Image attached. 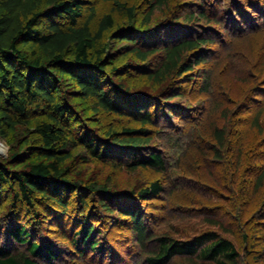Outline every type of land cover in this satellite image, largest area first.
<instances>
[{"label":"trees","instance_id":"obj_1","mask_svg":"<svg viewBox=\"0 0 264 264\" xmlns=\"http://www.w3.org/2000/svg\"><path fill=\"white\" fill-rule=\"evenodd\" d=\"M88 2L0 0V134L7 136L9 130L25 124L35 111L45 114V118L37 120L34 126L40 137L38 142H30L27 147L30 154H37L38 159L28 161L20 169L14 167L25 162L26 153L17 151L8 161L0 160V204L4 188L7 186L14 190L4 216L0 205V264H65L55 237L45 228L47 220L50 221L46 216L49 213L41 214L38 206L43 202L63 209L64 212L58 216L57 211H51L49 215L53 224L55 214L61 219L68 212L73 196L82 208L94 205L91 209L99 211V218L125 219L117 224L125 222L134 233L133 242L139 258L137 264H264V234L258 235L256 228L264 221V154H257V147H264V98L260 100L248 127L246 120H241L240 113H235L237 103L232 99L229 104L221 101L215 105L213 113L219 112L220 115L210 124L209 119L204 123L186 116L188 114L181 118L179 112L164 109L162 104L169 105L172 98L132 95L123 80L109 76L105 32L113 31L120 38L129 40L135 45L133 53L141 61L158 59L148 71L155 85L198 71L199 66L207 61L206 51L215 41L212 36L192 37L183 32L177 40L160 39L162 46L157 45V41L142 45L138 33L136 35L133 29L132 33H127L122 27L117 28L110 14L102 18L99 29L94 31L90 22L80 23L82 8ZM143 2L147 3V8L142 25L149 28L157 11L167 12L166 21L178 25L181 20V29L214 20L205 11H190L182 15L170 0ZM246 3V10L260 11L264 16V8L259 1ZM115 4L120 12L135 17L136 6L128 8L120 0H115ZM241 14L243 21H248L249 31L238 39L251 41L252 36L263 33L264 24L252 22L248 19L250 16ZM161 22L166 24L165 19ZM243 24L237 20L232 24L233 29L240 33ZM259 45V42L245 45L255 69L252 80H247L252 85H259L264 79V58L257 53ZM26 46L30 49L24 48ZM65 74L77 86L82 98L94 100L97 111L119 115L128 113L135 116L139 124L133 128L125 127L121 132L111 130L108 138L99 136L88 126L78 134L68 125L75 109L71 91L63 90L61 85L60 76ZM205 77L204 91L214 93L212 70ZM256 87L253 93L256 95L258 92L259 95L263 90ZM171 94L179 96L174 88ZM131 96L134 104L126 110L122 101ZM238 109L243 112V105H238ZM174 117H179L184 123L174 124ZM166 128L173 129L175 135L164 130ZM79 144L87 147L94 157L102 160L114 157V161L121 158L131 172L151 168L163 179L121 192L97 180L71 177L72 150ZM214 169L223 170L220 180L214 176ZM254 171L257 173L252 176ZM180 179L194 183L195 189L180 187L177 183ZM208 187H212L213 191H208L213 197L203 194ZM219 191L229 195L222 196ZM258 192L262 195L260 202L259 195L256 197ZM176 193L182 194L185 202L178 203L186 208L178 212L189 217L196 216L195 212H198L201 228L193 227L192 232H185L178 228L182 225L175 224L178 216H171L163 232L151 229L147 219L152 214L147 212L146 202L163 195L159 199L175 204ZM213 202L214 205L220 202L219 207L209 208V203ZM133 204L139 207H132ZM20 205L28 206V214L32 215L34 222L29 218L28 222L22 220ZM214 210L215 213L212 212ZM82 215L80 227L71 239L80 257L85 254V248L91 252L103 251L107 247L105 239L109 232L98 227L95 212L86 211ZM60 219L57 220L62 224ZM232 226H237L238 238L230 229ZM102 235L106 237L101 238Z\"/></svg>","mask_w":264,"mask_h":264},{"label":"rangeland","instance_id":"obj_2","mask_svg":"<svg viewBox=\"0 0 264 264\" xmlns=\"http://www.w3.org/2000/svg\"><path fill=\"white\" fill-rule=\"evenodd\" d=\"M88 1L89 2L82 8V17H80L81 24L90 22L93 30L97 31L102 18L105 15L110 14L115 19L117 28L122 27L127 33H132L133 31L131 29H133L134 32H136V35L138 33L141 38V43H143L142 45L151 44V42L157 41V45L162 46L163 41H165L163 38L166 37L170 40H177V37L182 35L183 32L192 37L205 35L208 37L212 36L215 43L212 44L208 52L206 51L207 61L199 66L200 69L198 71L186 74L180 78L175 77L165 84L155 85L150 79L148 71L151 70L152 65L156 63L158 59L151 58L147 62L141 61L138 56L133 53L135 45H132L129 40L120 38L118 33L107 31L104 34V45L106 51L105 59L108 62L107 71L111 79H116L118 81L123 80L130 88L132 95H159L165 98H172L170 99V102H168L169 105L162 104V107L166 110L169 108L175 110L177 113L179 112L181 118L188 114L186 116H191L196 120H202L204 123L205 119H209L208 123L211 124L216 119L218 120L220 115L219 112L216 114L215 112L213 113L215 105L221 101V103L224 102L229 104L228 101L232 99L235 104L237 103L235 113H240L239 116L242 118L241 120H246V126H250V120H252L251 117L260 106V100H263L264 98V79L259 82V85L258 83L252 85L251 81H247L252 80L253 75H255V69L250 63L251 60L248 57L249 52L245 47L246 44L249 45V43H252L253 45L259 42L260 45L259 48H257L259 52L257 53H259V55L261 53L264 58V46L261 47V45H264V31L263 33L252 36L250 38L252 39L251 41L238 39L243 33L249 31L248 21H246L247 23L243 21L245 19H243V16L240 17V15H242L241 13L250 16L248 19H251L252 22L257 21L264 24V16L260 11L257 13L255 10H249V12L245 9L246 4H248L246 2H251L252 0H170L171 5L178 10L180 9L179 12L182 15L190 11H195L197 13L205 11L211 16V18L214 19L213 21L211 20L210 23L201 21L198 24H190L186 28L182 29L179 28L182 25L181 20L178 25L174 22L166 21V18H168L167 12L166 14H163L162 11H157L152 17L153 23L150 28L143 26L142 24L146 16L144 10L147 8V3H144L143 0H120L128 8L132 6L137 7L134 18L128 13L120 12L119 7L115 4V0ZM254 1H259L264 8V0ZM46 5L47 2L44 3V6ZM263 10L261 9V11ZM164 19L167 25L162 24L161 21ZM237 20L244 23L242 26L243 30H240V33L237 30H234L232 25ZM65 22L66 21L63 23ZM153 27L154 29L152 30L151 28ZM143 30H148V32H143ZM146 37L147 39H144ZM160 39H163V41ZM24 48L28 50L30 49L28 46ZM257 61L259 62V60ZM211 70L213 73L212 85L215 89H212L214 90V93H207V91H204L206 84L205 75ZM60 79L63 90L66 89L71 91V95L74 97L72 99V107L75 110L69 117L68 125L78 134L83 133V127L86 128L88 126L92 131L99 134V136L108 138V133L111 130L121 132L122 130H125V127L133 128L139 124L136 122L137 118L128 113L126 115H119L108 113L104 110L97 111L94 100L82 98L80 93L77 91V86L68 75H61ZM107 80L109 79L107 78ZM105 81L106 80H104V82ZM260 84L263 85L260 86ZM256 86H259V90H263L260 91L259 95H257L258 92L256 95L253 93V91L257 88ZM173 88L178 90L179 96H172L171 93ZM129 99H124L123 101L121 100L123 102L122 105H125L126 110L131 108L134 104L133 96L129 97ZM238 105L239 107L243 105V112L238 109ZM231 109L234 110L235 108L232 107ZM42 118H45L44 112L35 111L26 119L25 124L19 125L15 130H9L7 136L0 134L1 161H8L12 157V154L17 151H21L22 154L26 153V157L23 164L16 165L14 168L20 169L25 166L28 161H35L38 159L37 154H30L27 147L30 145V142H38L40 137L34 130V126L36 121ZM172 121L174 124L182 125L184 123L181 119H179V117L172 118ZM162 123L165 124V126H169L166 125L167 122ZM229 128L231 127L229 126ZM164 130L168 129L166 128ZM169 130L167 132H172V135H175V131L173 129ZM247 132V135H249V130H247ZM158 141L162 143L161 140L158 139ZM257 149L258 155L264 154V147L262 145L258 146ZM72 153L73 158L70 161L71 164H73L71 165L73 173L71 177L83 178L85 180H97L98 182L107 184L109 187L121 192L144 186L152 180L163 179L162 175L151 168L131 172L122 162L121 158L114 161V157L111 158V160H102L94 157L89 152L88 148L82 144H79L77 148L73 149ZM227 170L230 171V169ZM214 172V176H217L218 180H220L219 177L224 174L223 170L220 171V169L217 171L214 169ZM221 173L222 175H220ZM256 173L257 172L254 171L251 175L255 176ZM168 183L171 184V180H168ZM177 183L180 187L195 189V185L192 182L180 179ZM208 188L205 189L206 192H203V194H207V197H213V194H210L211 191H213L212 187ZM198 190L203 191L201 187ZM208 190H210V193ZM215 191L218 192V189H215ZM13 193L14 190L7 186L2 192V201L0 204L3 209L2 216H4V214L9 210V204H11ZM219 193L222 196L229 195L228 193L224 194L221 191H219ZM258 195L259 197H257ZM256 197L260 202L262 195L258 192ZM159 198H163V195L162 197L160 195L159 197L151 199L145 204L148 208L147 212L152 214V217L147 219V225H149L151 229L163 232L166 230L165 226L171 216H178L176 217V220H174L178 223L176 222L175 224L182 225L178 228L184 229L185 232H192L193 230L191 228L193 227L199 226V228H201V220H197L198 212H195L197 214L194 217H189L187 215H183L181 212H178L186 209L184 205L178 203V201L185 202L181 193H176L174 200L177 202L175 204H169L171 203L170 201H164ZM214 204V202L209 203L208 207L215 209L219 207L220 202L216 205ZM125 205L129 204H123V206ZM93 206L94 205H91L89 208H82L73 196L70 198L68 212L63 215L61 219L60 217H57L64 212L60 206L56 207L54 204L49 205L44 204L43 202L38 206L41 214H51V211L58 212L57 216L55 214L53 217V221L55 222L53 224L51 222V215H46L47 217H50V221L47 220L45 228L50 231V235L55 237L56 245L61 250V256L66 262L65 264L139 263V258L137 257L138 249L133 242L134 233L131 231L130 226L126 225L125 222H121L120 225L117 224L125 219L119 217L115 219L108 218V220L104 217L99 218V211H92L93 209L91 208ZM131 206L139 207L137 204H133ZM19 207L22 220L28 222L29 218L30 221L34 222L32 215L28 214V206L20 205ZM209 208L207 209L210 212ZM216 210L212 212L215 213ZM86 211L89 213L95 212V214L98 215V217H95L98 227H104L106 230H109V232L107 234V239H105V245H107V247L103 251L91 252L89 248H85V254L80 257L79 252L73 247L71 239L75 231H77L80 227L79 220L83 217L82 214L86 213ZM219 214L223 215V213ZM56 218L60 219L62 224H59V220ZM101 218H104L105 220H101ZM260 221L261 220H259V222ZM263 222L258 223L256 227L259 230L257 232L258 235L264 234ZM235 227L237 226H232L230 229L234 231L237 236L238 229ZM105 237V235L101 236V238ZM259 242L260 240L257 241L258 244ZM260 244H262V241Z\"/></svg>","mask_w":264,"mask_h":264},{"label":"bare ground","instance_id":"obj_3","mask_svg":"<svg viewBox=\"0 0 264 264\" xmlns=\"http://www.w3.org/2000/svg\"><path fill=\"white\" fill-rule=\"evenodd\" d=\"M0 152H1V149H0Z\"/></svg>","mask_w":264,"mask_h":264}]
</instances>
